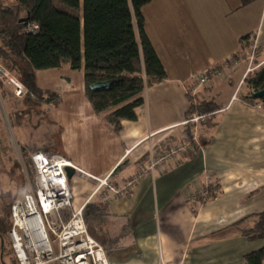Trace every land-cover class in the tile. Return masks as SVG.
<instances>
[{
	"label": "crops",
	"instance_id": "0c3cea01",
	"mask_svg": "<svg viewBox=\"0 0 264 264\" xmlns=\"http://www.w3.org/2000/svg\"><path fill=\"white\" fill-rule=\"evenodd\" d=\"M180 1L151 0L142 10L166 79L146 89L136 120L119 132L94 112L83 71L36 73L40 90L60 94L49 112L61 131L53 151L81 171L69 180L73 207L84 208L109 264H245L264 247L244 235L264 213V108L245 100L252 92L244 84L255 41L254 67L264 64V0ZM232 58L237 65L226 67ZM210 68L218 74L198 87L194 78ZM191 103L218 110L188 139ZM186 142V152L149 171L152 154Z\"/></svg>",
	"mask_w": 264,
	"mask_h": 264
},
{
	"label": "trees",
	"instance_id": "16d2710c",
	"mask_svg": "<svg viewBox=\"0 0 264 264\" xmlns=\"http://www.w3.org/2000/svg\"><path fill=\"white\" fill-rule=\"evenodd\" d=\"M57 1L63 9L53 0H15L13 5H0V61L22 84L25 101L31 107H58L62 102L57 93L37 87L38 71L65 65L73 71H83L86 96L94 112L104 115L106 123L119 132L123 121L136 120L135 111L144 105L146 89L166 79L145 32L142 10L151 0ZM28 24H37L39 29L25 34ZM97 83H109V87L94 92L90 87ZM244 84L252 92L245 100L250 104L260 102L264 108V100L253 98L254 93L264 90V64L248 74ZM1 89L4 92L3 86ZM192 103L188 119L197 113L206 116L210 126L218 110L216 105L202 103L194 107ZM193 132L194 125L187 124L184 134L188 139ZM42 151L23 147V155L33 170L31 157ZM44 154L56 156L46 151ZM71 214L66 211L64 218L67 220ZM9 219L10 224L0 216V239L9 236L11 215ZM254 220L244 235L252 241H264V213ZM11 252L17 264L12 248ZM245 264H264V247L247 255Z\"/></svg>",
	"mask_w": 264,
	"mask_h": 264
},
{
	"label": "built area",
	"instance_id": "2783aa9c",
	"mask_svg": "<svg viewBox=\"0 0 264 264\" xmlns=\"http://www.w3.org/2000/svg\"><path fill=\"white\" fill-rule=\"evenodd\" d=\"M38 29L37 24H28L23 32L30 34ZM252 48L247 75L256 69V41ZM231 65H237L236 59L232 58L226 62V67ZM217 74V68L206 69L194 80L198 87H204L210 78ZM0 84L13 87L17 98H23L25 95L22 84L10 74L2 61ZM206 119V116L195 114L184 125L205 122ZM190 145V142H186L167 152L152 154L149 171H155L186 152ZM31 160L35 179L28 183L27 190L10 208L12 226L9 239L17 264H109L105 248L92 237L88 229L84 208L73 207V193L66 168L81 171L61 156L48 157L39 152L32 155ZM208 196L206 191L198 198L204 200ZM66 211H72L67 220L64 218Z\"/></svg>",
	"mask_w": 264,
	"mask_h": 264
},
{
	"label": "rangeland",
	"instance_id": "374dc122",
	"mask_svg": "<svg viewBox=\"0 0 264 264\" xmlns=\"http://www.w3.org/2000/svg\"><path fill=\"white\" fill-rule=\"evenodd\" d=\"M53 2L55 6L63 9L57 0ZM162 2L171 7H173L172 3H175L173 8L181 5L180 0L177 2L162 0ZM3 4L13 5L14 0H0V5ZM233 89H236V86H233ZM0 91L2 94L0 97V216L9 220L10 224L11 205L27 190L28 183L35 179L34 170L28 158L23 155V147L34 144L37 147L52 146L50 149L53 151L54 146L60 144L61 131L50 126L49 112L54 108L52 104L31 107L24 97L16 98L7 90L3 89L5 93L2 89ZM192 124L198 128L206 126L207 121L188 125ZM185 127H183L184 131ZM49 139H51L50 142L47 141ZM54 150L53 154H58L59 149ZM0 264H15L8 235L0 239Z\"/></svg>",
	"mask_w": 264,
	"mask_h": 264
},
{
	"label": "water",
	"instance_id": "95a60500",
	"mask_svg": "<svg viewBox=\"0 0 264 264\" xmlns=\"http://www.w3.org/2000/svg\"><path fill=\"white\" fill-rule=\"evenodd\" d=\"M108 87H109V83H97V84L92 85L90 87V89L94 92H97V91L107 89ZM253 98L259 99V100H264V90L257 92V93H254ZM73 172H74V170L72 168H66V174H67V177L69 180L71 179Z\"/></svg>",
	"mask_w": 264,
	"mask_h": 264
}]
</instances>
